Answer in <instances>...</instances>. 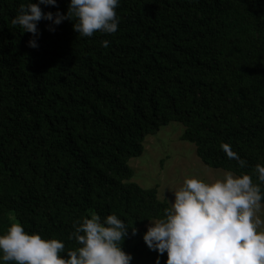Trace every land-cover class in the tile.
<instances>
[{"label": "trees", "instance_id": "trees-1", "mask_svg": "<svg viewBox=\"0 0 264 264\" xmlns=\"http://www.w3.org/2000/svg\"><path fill=\"white\" fill-rule=\"evenodd\" d=\"M22 3L0 0V233L20 222L63 240L67 258L78 221L115 213L139 230L123 242L131 264H156L144 233L171 205L132 180L130 160L172 121L205 164L250 173L264 191V0H120L115 33L42 19L38 47L13 24Z\"/></svg>", "mask_w": 264, "mask_h": 264}, {"label": "clouds", "instance_id": "clouds-1", "mask_svg": "<svg viewBox=\"0 0 264 264\" xmlns=\"http://www.w3.org/2000/svg\"><path fill=\"white\" fill-rule=\"evenodd\" d=\"M58 0H27L22 3L13 24L31 32V47H38L42 19L58 25L65 19L74 21L80 36L91 37L96 32L115 33L119 19L120 0H70L67 13L62 10L45 12L44 5H57ZM54 31V27L49 25ZM107 47L110 41H102ZM222 149L229 158L238 161L241 168L247 161L233 150L228 142ZM255 173L264 182V163H257ZM175 200L165 209L163 218L151 219L144 240L152 250L168 254L166 264H264V223L257 210L264 201L261 183L253 182L250 173L235 174L228 170L222 178L205 180L188 176L183 186L172 188ZM139 230L115 213L105 218L93 212L77 222L70 239L80 245L65 252V242L59 238L42 237L29 232L20 222H13L0 233V262L17 264H131L133 255L123 247L125 238Z\"/></svg>", "mask_w": 264, "mask_h": 264}, {"label": "rangeland", "instance_id": "rangeland-1", "mask_svg": "<svg viewBox=\"0 0 264 264\" xmlns=\"http://www.w3.org/2000/svg\"><path fill=\"white\" fill-rule=\"evenodd\" d=\"M184 131L185 126L176 121L162 126L156 134L146 137L143 154L130 160L135 171L132 180L146 188L157 187L159 197L170 205L175 200L172 188L182 187L188 176L211 181L222 178L226 172L205 164L197 154L196 145L182 138ZM257 216L264 221V204L257 210ZM260 227L264 229V223Z\"/></svg>", "mask_w": 264, "mask_h": 264}]
</instances>
